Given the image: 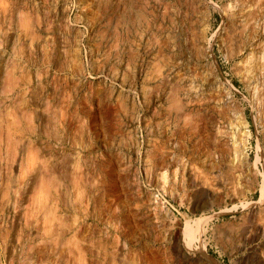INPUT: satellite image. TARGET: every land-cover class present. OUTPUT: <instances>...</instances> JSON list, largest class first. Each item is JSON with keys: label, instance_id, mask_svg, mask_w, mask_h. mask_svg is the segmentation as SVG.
<instances>
[{"label": "rangeland", "instance_id": "374dc122", "mask_svg": "<svg viewBox=\"0 0 264 264\" xmlns=\"http://www.w3.org/2000/svg\"><path fill=\"white\" fill-rule=\"evenodd\" d=\"M0 264H264V0H0Z\"/></svg>", "mask_w": 264, "mask_h": 264}, {"label": "bare ground", "instance_id": "6f19581e", "mask_svg": "<svg viewBox=\"0 0 264 264\" xmlns=\"http://www.w3.org/2000/svg\"><path fill=\"white\" fill-rule=\"evenodd\" d=\"M244 4V3H243ZM226 8V7H225ZM251 13V12H250ZM250 13H249V15H250ZM248 15V14H247ZM246 15V16H247ZM248 15V16H249ZM251 19V18H250ZM249 33H251V32H249ZM249 35V34H248ZM171 84V83H170ZM166 85V84H165ZM164 85V86H165ZM161 87V86H160ZM168 87V86H167ZM166 90V89H165ZM171 90V89H170ZM241 126V125H240ZM243 126V125H242ZM236 128V127H235ZM238 131V130H237ZM235 134V133H234ZM243 134V133H242ZM238 135V134H237ZM241 135V134H240ZM232 136V135H231ZM248 137V136H247ZM238 138V137H237ZM232 140H233V136H232V138H231ZM240 140V139H239ZM238 141V140H237ZM238 143V142H237ZM238 146H241V148H242V151H241V153L239 154V155H235V154H237V151H236V149L238 148ZM236 148H232L234 151H233V156H235V158H237L238 159V156L240 157V155H242V157L244 156V150H245V144H244V142L242 143V141L240 140V142H239V145H238ZM239 152H240V150H239ZM236 160V159H235ZM173 174V173H172ZM173 176H175V175H173ZM82 178V177H81ZM162 183L163 184H165V179H166V176H165V174L164 175H162ZM32 181V180H31ZM159 181V180H158ZM71 184V183H70ZM77 184V183H76ZM75 184V185H76ZM78 193V192H77ZM75 195V194H74ZM68 196V195H67ZM69 203V202H68ZM57 204V203H56ZM76 206V205H75ZM158 207H159V205H158ZM55 208V207H54ZM72 209H74V208H72ZM74 211V210H73ZM73 213V212H72ZM208 217V216H207ZM207 217H203V216H200L199 218H196L194 221H193V225L192 226H190V224H189V222L186 220L185 222H184V224H183V235H184V237H185V239L187 238L188 240L187 241H185V245H187L188 247H189V249L190 250H192V251H198V250H202L203 249V246H202V244H201V239H200V237H201V235H202V233L204 232V225L206 224V222H208L207 220H209V217L207 218ZM58 218V217H57ZM211 218V217H210ZM62 221V220H61ZM73 226V225H72ZM59 227V226H58ZM57 227V228H58ZM70 227V226H69ZM63 228V227H62ZM65 233V232H64ZM60 237V236H59ZM198 241V243H199V247L197 248V249H194L193 248V246H192V242L193 241ZM65 241V240H64ZM75 243V242H74ZM76 244V243H75ZM56 246V245H55ZM69 249V248H68ZM67 249V250H68ZM58 252V251H57ZM78 256V255H77ZM98 256V255H97ZM82 259V258H81Z\"/></svg>", "mask_w": 264, "mask_h": 264}]
</instances>
